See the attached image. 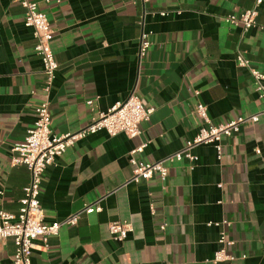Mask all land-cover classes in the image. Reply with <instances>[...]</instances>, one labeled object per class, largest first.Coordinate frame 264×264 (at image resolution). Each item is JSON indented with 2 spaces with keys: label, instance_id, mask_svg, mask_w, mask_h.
Returning a JSON list of instances; mask_svg holds the SVG:
<instances>
[{
  "label": "crops",
  "instance_id": "obj_1",
  "mask_svg": "<svg viewBox=\"0 0 264 264\" xmlns=\"http://www.w3.org/2000/svg\"><path fill=\"white\" fill-rule=\"evenodd\" d=\"M34 1L55 30L54 133L87 125L89 99L105 112L135 91L154 112L138 137L99 131L46 170V224L88 206L101 210L63 226L47 248L37 240L32 264H264V115L223 139L222 158L204 144L193 150L198 160L167 163L164 182L157 176L134 182L130 163V152L143 143L136 154L143 162L181 151L205 124L196 113L199 103L215 124L264 108L252 75L236 63L241 51L264 72V4L257 26L244 32L224 17L252 8L254 0ZM25 12L15 0H0V210L14 213L31 173L12 164L11 148L33 127L44 86ZM143 32L151 46L141 57ZM114 221L130 224L124 241L110 234ZM223 232L234 242L228 252L236 259L214 263ZM14 253L12 239L0 242V264Z\"/></svg>",
  "mask_w": 264,
  "mask_h": 264
},
{
  "label": "built area",
  "instance_id": "obj_2",
  "mask_svg": "<svg viewBox=\"0 0 264 264\" xmlns=\"http://www.w3.org/2000/svg\"><path fill=\"white\" fill-rule=\"evenodd\" d=\"M22 4L26 9L24 23L33 30V36L36 40L35 51L42 62V72L44 74V86L42 89V100L35 108V122L33 127L28 130L24 141L15 144L11 148L12 164L25 165L31 173L30 183L24 187V194L21 199V205L16 213L0 210V242L12 239L15 243V253L13 259L5 264H32V254L37 240L44 242L45 248L48 246L50 237L59 234L63 226L76 225L83 213H92L101 210V206H88L82 211H78L66 217L61 221H54L46 224L45 212L42 206V182L46 170L56 164L57 159L61 157L67 149L77 141L96 134L99 131H106L111 136L120 133L130 138L141 135V125L149 121L154 112L153 107L147 105L143 97L135 91L129 96L118 101L108 111L99 112L95 108V100L86 101L92 115L84 127L76 132L65 134H56L51 128V94L56 79L59 63L56 59L53 49V40L55 30L53 29L47 15L39 9L38 3L34 0H15ZM135 3L142 1L144 4L151 0H130ZM264 0H254V5L240 14H229L224 20L231 26L241 27L244 32L257 26V18ZM160 14L166 17L169 12L162 11ZM264 29V27H263ZM150 34L143 32L140 43V56L146 55L151 46ZM237 66L247 69L253 77L254 88L258 96L264 102V72L255 68L251 60L241 51L236 57ZM197 115L204 121L199 133L192 140L185 143L184 148L177 153L157 162H143L137 159L136 154L142 152L147 146L146 143L133 149L130 163L133 165L132 180L141 182L150 180L155 176L163 182L169 176L167 163L172 161H181L183 159L194 162L198 156L193 150L204 144H213L218 152V158H222L223 139L233 137L239 133L241 126L246 122L256 123L264 115V108L259 112L239 117L228 123H212L207 114L206 105L199 103L196 107ZM257 153H260L257 150ZM153 212L154 209L152 208ZM210 225L212 223H209ZM165 224L162 229H165ZM109 231L112 237L117 241H124L131 232V226L128 222L114 221L109 225ZM220 247L214 253L212 262L219 263L224 261H234L236 257L228 252V248L234 245L232 240L226 237L223 232L219 239ZM245 258V255L242 256Z\"/></svg>",
  "mask_w": 264,
  "mask_h": 264
}]
</instances>
